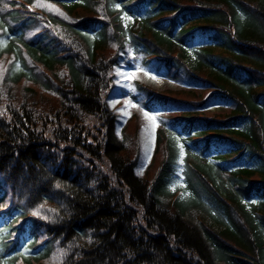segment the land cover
I'll return each mask as SVG.
<instances>
[{"label":"trees","instance_id":"16d2710c","mask_svg":"<svg viewBox=\"0 0 264 264\" xmlns=\"http://www.w3.org/2000/svg\"><path fill=\"white\" fill-rule=\"evenodd\" d=\"M125 43L215 89L129 94L179 111L143 175L108 102ZM0 264H264V0H0Z\"/></svg>","mask_w":264,"mask_h":264},{"label":"rangeland","instance_id":"374dc122","mask_svg":"<svg viewBox=\"0 0 264 264\" xmlns=\"http://www.w3.org/2000/svg\"><path fill=\"white\" fill-rule=\"evenodd\" d=\"M206 43V42H205ZM198 40L194 41L195 46L203 45ZM132 53L128 51V53H124L121 62L117 65L116 71V86L111 92L108 102L111 108L114 109L115 113L118 115L119 124L117 126L118 133L120 134V129L126 119L133 113V111L138 116V125L140 126V134H139V142H140V153L139 158L137 160L136 172L139 175H143L146 165L148 164L154 146H155V135L156 130L160 126V116L165 117V120H169L170 117L176 116L178 114V110H169L168 112H158L151 113L141 108L136 102L132 101L129 97L131 93H137L136 87L138 84H142L151 89L155 90H163L166 88L169 89H177V88H191L195 89L202 94H207L209 89L205 86L195 85L194 82H189L185 78H179L178 80H171L159 73L156 72L155 66H150L148 64H144L142 61H136L132 59ZM142 69V71H141ZM154 77V78H153ZM126 94V96H124ZM145 96V95H143ZM230 110V102L229 101H216L208 107L205 112L207 114H214L220 112H227ZM148 112L156 117L157 126L155 128L152 127L151 121H149L144 113ZM183 154V150H182ZM181 154V155H182ZM182 161L181 157L179 158V163L177 165V170L175 174V181H173L171 185L172 191L176 192V194H180V190L175 191L177 184L183 187L182 180ZM193 213L195 216L201 215L202 212L198 209ZM204 215V214H202Z\"/></svg>","mask_w":264,"mask_h":264},{"label":"snow or ice","instance_id":"6c2138e0","mask_svg":"<svg viewBox=\"0 0 264 264\" xmlns=\"http://www.w3.org/2000/svg\"><path fill=\"white\" fill-rule=\"evenodd\" d=\"M41 6H43V5H41ZM117 7H119V6L117 5ZM128 19H131V17H129ZM4 31H6V30H4ZM141 71H142V69H141ZM144 115L149 121H151L152 127L155 128L157 126L156 117L154 115L148 113V112H145Z\"/></svg>","mask_w":264,"mask_h":264}]
</instances>
